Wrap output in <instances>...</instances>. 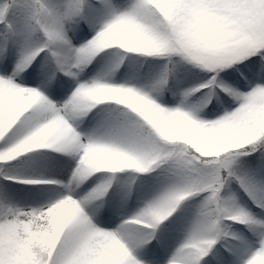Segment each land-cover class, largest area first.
<instances>
[{
  "label": "snow or ice",
  "instance_id": "snow-or-ice-1",
  "mask_svg": "<svg viewBox=\"0 0 264 264\" xmlns=\"http://www.w3.org/2000/svg\"><path fill=\"white\" fill-rule=\"evenodd\" d=\"M0 264H264V0H0Z\"/></svg>",
  "mask_w": 264,
  "mask_h": 264
}]
</instances>
